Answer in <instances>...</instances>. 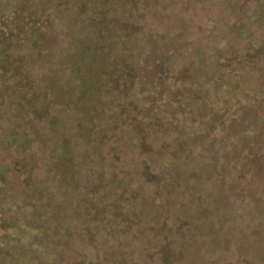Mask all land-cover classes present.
I'll list each match as a JSON object with an SVG mask.
<instances>
[{
    "label": "trees",
    "instance_id": "obj_1",
    "mask_svg": "<svg viewBox=\"0 0 264 264\" xmlns=\"http://www.w3.org/2000/svg\"><path fill=\"white\" fill-rule=\"evenodd\" d=\"M40 1L0 0V46H16L10 24L24 15L33 44L47 42L45 68L16 72L24 116L0 121V264H97L78 243L103 232L107 200L118 231L122 213L152 223L165 264H264V58L253 40L264 0L226 27L198 19L240 12V0ZM152 41L172 52L160 61ZM152 56L147 91L140 74ZM167 59L185 69L186 91L200 86L175 118L151 101ZM8 79L0 70V104ZM180 242L189 252L171 246Z\"/></svg>",
    "mask_w": 264,
    "mask_h": 264
},
{
    "label": "rangeland",
    "instance_id": "obj_2",
    "mask_svg": "<svg viewBox=\"0 0 264 264\" xmlns=\"http://www.w3.org/2000/svg\"><path fill=\"white\" fill-rule=\"evenodd\" d=\"M21 1L22 3H24V0ZM257 4L258 3L256 2V0H248L245 2L243 0H240L237 6L239 5L238 8L241 7V13H233L230 8L225 11H219V7L215 9L213 8L210 12L201 14L198 22L203 27H206L209 22L213 20H217L222 27H226V24L228 23L233 25L236 20H239V22L240 20H242L244 21L242 23H247L248 18L258 8ZM237 13L240 14V16H238ZM24 16L25 18H23L22 21L20 18L15 17L10 24L9 35L13 36L16 46L9 47V38L0 46V60L5 63L0 68V70H10L12 76V80L8 79L10 81H8L4 87V92L6 94L5 100L7 103L0 104V121L1 117L8 120L7 116H11L12 119H16L21 115L24 116L21 106L24 107V103H26L25 100L27 99L25 93L23 92V85L25 82L22 81L23 78L21 79V76L19 74H16V72L20 71V69L23 68H33L36 71L45 68L44 66L46 61H41V57L39 54L41 52V49L47 42L41 35L36 44H33L32 36L34 35L35 31L34 29H32V24L29 23L30 19H28L27 15ZM53 25L55 30L60 29L58 23H53ZM253 29L256 32L253 38V40H255V45L260 46V49L262 51V55H260V57L258 58H264V30L258 31L255 28ZM117 30H120V27H118ZM38 34L39 32L36 35ZM53 42H56V39H53ZM143 42L145 41L143 40ZM152 44L156 47V49H158L157 54L160 55V61L164 59L166 55H169L172 52L171 48H168V44L165 41H152ZM144 45L146 47V43H144ZM248 48L249 47L244 42L241 46V53L245 52ZM32 51H34L35 53H33ZM61 53L62 52L57 55V58L58 60L63 61L61 59V57H63L61 56ZM132 54L133 52L130 53V57H132ZM137 54V52H134V55L136 56L134 58V62L137 60V57L139 55ZM149 58L150 57L147 58V63L141 70L140 74V85H142L147 91L153 89L152 87H154V83L156 81L153 75V65L155 63L156 57L152 56L150 59ZM145 59L143 61H145ZM158 63L159 62H157L156 64ZM171 63L173 62L169 59H167V61H162L159 63V66L161 67V78L164 81L162 82L161 91L158 92L157 95L153 96L151 101H156L157 105L159 106L158 108H163V111L166 112L168 117L171 116V118H175L177 114L174 113L173 108L175 110V108L179 109L183 106V108L181 109L183 110L187 105V99H193L194 97L200 98L201 94L199 91L200 86H197L195 91L192 93L185 90V87L187 85L184 79L185 75H183L185 69L183 67L174 69ZM139 92L143 96L152 95L149 92H142L140 90H137L138 94ZM2 95L0 96V100L3 98ZM72 117V114L68 115V118L70 120ZM18 120L21 121L19 123L25 125L23 119ZM1 163L2 162H0V168H2L1 166L3 164ZM4 170L5 169L1 171ZM14 177L15 176L11 175V178H8L7 189L9 190ZM33 181H35V183H40L39 177H33ZM22 187L24 190H26L27 188L25 187V185H22ZM13 188V193L19 191L18 187ZM30 190L31 187L29 188V192L32 195V192ZM54 192L59 191L58 189H56L55 191H53V195H55ZM119 196H121L123 199H126L125 197H123L126 195ZM12 197H18V195H12ZM107 197L110 196L107 195ZM110 202L111 201L109 200L106 201L107 206L104 212L105 220L103 222V232L94 235V243H89L86 241L78 243L81 244L80 246H82L85 252L87 251L88 255H90L89 259L91 260V262H95L97 264H165L164 253L162 252L161 245H156L155 239L152 238V236H150L149 234V231L152 228V223L146 219L135 217L133 214L127 215V213H122L123 215L118 216V218L124 220L126 229L118 231L114 228V223L109 221L110 217L115 216L113 207L114 205L112 206ZM171 246L189 252V248H187L184 243H173Z\"/></svg>",
    "mask_w": 264,
    "mask_h": 264
}]
</instances>
